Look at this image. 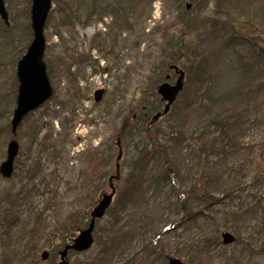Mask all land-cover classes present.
<instances>
[{
    "label": "rangeland",
    "instance_id": "rangeland-1",
    "mask_svg": "<svg viewBox=\"0 0 264 264\" xmlns=\"http://www.w3.org/2000/svg\"><path fill=\"white\" fill-rule=\"evenodd\" d=\"M80 1L53 0L52 24L47 23L45 31V60L53 97L27 116L16 137L12 135L7 141L6 132L0 134V165L7 158L9 142L16 139L20 144L13 176L6 179L0 174V257L5 256L3 232L11 227V264H25L20 262L23 249L18 243L26 231L33 236L32 230L37 226L34 215L41 213L36 257L31 264H61L60 252L88 228L91 213L103 195L115 189L112 205L117 203L131 161L143 147L137 134L129 138L127 130L120 136L125 117L129 121L130 117L137 120L148 115L151 120L147 126L155 125L151 130L161 140H168L165 132L187 134L180 164L174 166L169 178L159 182L157 177L165 158L149 145L154 159L146 182L121 221V227L129 233L127 239L104 252L101 243L110 227L109 209L96 222L92 248L83 253L69 252L70 264H169V258L180 259L184 264H264V247L258 239L264 222V204L247 222L240 221L238 226L243 234L237 236L226 227L232 219L226 213L228 201L209 206L198 201L203 193L209 192L223 198L222 187H211L205 180L208 163H220L224 180L233 176L250 181L264 170V92L240 98L248 83L240 76L242 65L231 47L220 37L204 41L212 20L227 19L231 22L229 34L248 37L264 48V32L245 20L264 19V0H238L235 10L239 16L229 15L225 10L220 12L218 0H155L144 9L145 16L135 29L124 32L108 50L94 39L107 36L114 24L113 16L101 12L95 19L84 22V13L90 8ZM5 3L10 25L0 17V126L9 122L11 127L19 87L17 67L33 39L32 0L29 6L27 0H5ZM115 4L116 0H100L102 7L120 11L121 7ZM188 4L191 8H187ZM60 10L71 15L72 24L64 25ZM28 13L31 34L26 30ZM77 13L82 16L81 21L76 18ZM102 15V19H97ZM262 23L264 28V20ZM4 27L10 36L5 34ZM181 40L189 51L196 50V58L212 56L213 79L201 88L191 89L189 106L178 117L172 119L166 114L152 123L167 103L161 100L159 88L165 83L175 85L179 79L169 58L175 43ZM57 59L66 60L68 73L54 64ZM182 62L174 65L186 73L185 57ZM186 80L185 75L184 86ZM98 90H104L99 103L95 100ZM78 94L81 99L75 97ZM238 113L242 115L227 140L214 123ZM155 129L163 131L158 135ZM62 140H65L62 158L55 161L51 145ZM93 155L103 160L100 159L94 174ZM179 191L184 192L186 200L182 207L177 206ZM249 193L264 198V180L249 185L244 194L246 202L256 203V199L248 197ZM115 231L118 233L119 227ZM225 232L232 233L236 241L225 244L222 238ZM250 243L253 253L247 248ZM45 251L49 252L47 260L42 259Z\"/></svg>",
    "mask_w": 264,
    "mask_h": 264
},
{
    "label": "trees",
    "instance_id": "trees-1",
    "mask_svg": "<svg viewBox=\"0 0 264 264\" xmlns=\"http://www.w3.org/2000/svg\"><path fill=\"white\" fill-rule=\"evenodd\" d=\"M155 0H116V6H120V11H116L113 8L111 10H108L107 7H102L100 5V1L98 0H81L80 4H88V7L90 10L85 14V21L87 20H93L96 18V16H99V13H108L113 16V27L111 28L110 32L107 34L105 38H100L97 36L96 40L94 42H100V44L108 50V48L114 46V44L117 42L119 37H121L124 32L128 31L131 32L135 29L136 23H138L145 15L144 9L148 6H151L152 3ZM28 6L30 5V0H27ZM238 0H218L217 1V7L220 12L223 13V10L228 12L229 15L236 14L240 15L237 10H235V7L237 6ZM80 5V9L81 6ZM144 6V7H143ZM79 9V11H80ZM60 14L64 15L63 23L64 25L72 24V21L69 18H72L71 15L67 12H64V10H60ZM137 14L136 17H134ZM77 19L79 21L82 20V16L77 13ZM141 15H143L141 17ZM103 16H100L97 19H102ZM52 18H53V11L49 15L48 19V26L52 24ZM234 20H239V17H233ZM248 22H251L253 25L256 26L257 29L262 30L264 32L263 28V20L264 19H257L256 21H253L249 17H246ZM26 30L28 33L31 34L30 30V15L28 13L26 17ZM231 25L230 20L227 19L223 21L222 19L215 18L210 22V25L208 27L207 33L205 34V40L204 41H210L211 38H221L222 41H224L225 45L228 47H231L233 51V55L236 56L238 59V62L240 65H242V72L240 76L242 79H245L247 84V90L243 91L240 98H245L246 96H249L250 94H259L261 92H264V48H261L257 43L253 42L250 38H246L245 36H236L237 34H229V26ZM4 32L6 35L10 36L8 29L4 27ZM29 39V38H26ZM27 42V41H26ZM26 42L24 45H26ZM210 47V46H209ZM190 48H187V44L184 40H181L179 42L175 43L174 53L169 58L171 59L169 64L174 63H183L182 59L185 57L188 66H186V78L187 82H185L184 90L180 94V96L177 98L175 103L173 104V108L170 110V112L167 114L170 118L174 119L175 116H179L182 114L189 106L190 103V95H191V89H194L196 87L204 86L205 83L209 80L212 81L213 75H212V66L210 65L213 62V58H196L198 56V53L196 50L189 51ZM244 50V51H243ZM193 52V53H192ZM192 53V55H188ZM195 53V54H194ZM197 53V54H196ZM53 64V61H52ZM56 66H61L62 71L68 73L70 71L67 68L68 63L65 59H57ZM176 65V64H175ZM52 73V68H51ZM16 79V78H15ZM254 82V83H253ZM10 87L14 90H16V87L13 86V84H10ZM236 95H238L236 92H234ZM245 96V97H244ZM254 96V95H253ZM75 97L81 99V95H76ZM17 99V98H16ZM15 98L11 101V103L14 104ZM16 105V102H15ZM257 105V104H256ZM12 111V109H11ZM164 111V110H163ZM10 113V111H8ZM166 115V116H167ZM242 113L238 114H232L231 119L227 118L224 119L223 122L214 123L216 126H220L221 130L223 131V137H225L227 140L230 138L231 130L234 128L233 125H237V121L240 118ZM29 116V115H28ZM124 120V126L121 130L120 136L124 135L125 131L127 133L128 130V137L133 138L135 134L136 136H140L142 138L143 142L142 149H138L137 154L134 156L133 160L131 161V170L128 173L126 184L124 188L120 191L119 198L117 200V203L112 205L110 208V216H111V222L110 227L108 230H106L103 242L101 243L102 246L105 247L104 252L108 253L110 249L114 248L115 244H119L127 239V236L129 233L125 230V227H121V221L123 220V215L127 214L129 206L133 203L135 196L143 189L146 175L149 170V165L151 161L154 159L153 152L149 150L147 147L150 145L154 149H157L160 151L165 158V164L162 166L163 170L158 175V180L161 182L165 179L169 178L171 173L174 171V166L177 164H180L181 159V151L183 145L188 142L187 134L180 131L179 133H168L165 132V135H168V140H161L155 134L152 132L151 128L154 126H147V122L151 120V118L148 115H145L142 118H138L137 120H133L130 117V122L127 121L128 117H125ZM27 119V117L24 119V121ZM233 120V121H231ZM231 121V123H230ZM127 123V124H126ZM24 122L21 124L18 133L21 131V128L23 127ZM156 127V126H155ZM158 135L163 131L162 129H155ZM6 132V140L12 138V132L10 123L6 122V125L0 126V134ZM140 133V135H139ZM20 135V134H19ZM46 141L47 137L45 138ZM50 145V144H49ZM51 146L52 152L51 155L53 158L58 160V158H62V150L65 146V140H62L59 143H53ZM47 144L45 145V151L48 149ZM62 147V148H61ZM5 156V154H4ZM2 156V157H4ZM100 156L93 155V162H94V168H93V174L96 173V166L100 163ZM102 160V159H101ZM92 161V160H91ZM103 161V160H102ZM220 163H208V165L205 168V180H207L209 186L219 185V187H222L223 192V198H216L212 192L209 193H203V198H198V201L205 202L208 206L212 203H222L225 201H228L230 205L226 208L229 212L226 211V213L229 216H232V219H229L226 223L227 229L231 230L234 234L237 236H240L243 234L241 228L238 226L240 224V221L243 220L247 222L249 218L256 212V210H259V208L263 207L264 204V198L255 197L253 194L249 193L248 197L256 199V203H248L246 202V199L244 198V194L247 192L248 186L252 183H260L264 180V170L256 175L253 176L252 180L248 181H242L239 179H235L233 176H230L228 179H223L225 173L223 174V170L220 168ZM228 168V167H226ZM225 168V169H226ZM56 172L53 173V176H55ZM180 193V201L177 206L182 207L183 204L186 203L184 192L179 191ZM248 199V198H247ZM190 201V200H188ZM192 201V199H191ZM237 202V203H235ZM232 203H235L233 205ZM245 204H249L245 206ZM34 218L37 221V226L35 225L34 229L32 230L33 236L27 231L22 235L19 240L18 245L22 246L23 251L21 252L20 262L21 263H27L31 264L35 260V254H36V246H37V238L41 231V225H40V219H42V214L37 213L34 215ZM9 219V217H8ZM13 223V221H12ZM119 227V232L115 231ZM259 234L258 237H261L264 239V222L261 224L259 228ZM115 231V232H114ZM115 234V235H114ZM25 235L29 238L26 240ZM12 228L8 227L5 229L2 235V243L4 245L5 249V256L4 258L0 257V264H11V253L13 252L12 248ZM32 236V237H31ZM33 238L34 240H32ZM255 238V237H254ZM261 238H258L261 241V246L264 247V240ZM253 239V238H252ZM251 239V240H252ZM18 242V241H17ZM253 245V244H252ZM251 243L248 245L249 247V253H253L254 249H252ZM16 246V243H15ZM113 255L116 254L114 251L112 253ZM112 256V255H111Z\"/></svg>",
    "mask_w": 264,
    "mask_h": 264
},
{
    "label": "water",
    "instance_id": "water-1",
    "mask_svg": "<svg viewBox=\"0 0 264 264\" xmlns=\"http://www.w3.org/2000/svg\"><path fill=\"white\" fill-rule=\"evenodd\" d=\"M191 8V4L187 5ZM53 9V0H32L31 6V29L33 39L29 45L26 54L19 61L17 67V79L19 82L16 106L13 111L11 121V132L14 137L17 136L18 130L24 119L32 112L40 109L47 103L54 94L50 76L48 75V67L45 61L47 50V40L45 36L47 21ZM0 17L6 25H10L9 13L6 7L5 0H0ZM171 69L175 70L180 76L175 85L165 83L158 92L162 99L166 101L165 109L162 113H158L153 117L152 123L157 121L161 116L169 113L172 104L177 100L178 94L181 93L184 87L185 72L180 70L178 66L173 65ZM104 90H98L95 93L96 102H101L103 99ZM20 153V144L16 139H13L8 144L7 158L0 165V174L3 178L10 179L15 171V161ZM120 157H118L119 159ZM116 195L114 189L111 194H104L98 205L91 213V221L87 229L73 240V244L65 246L60 252L61 264H70L68 255L70 251L83 253L89 251L94 245V231L97 220L105 216L111 208L113 199ZM225 244H231L236 241V237L229 232L222 235ZM49 252L45 251L42 254V259L47 260ZM169 264H184L183 261L177 258H169Z\"/></svg>",
    "mask_w": 264,
    "mask_h": 264
},
{
    "label": "flooded vegetation",
    "instance_id": "flooded-vegetation-1",
    "mask_svg": "<svg viewBox=\"0 0 264 264\" xmlns=\"http://www.w3.org/2000/svg\"><path fill=\"white\" fill-rule=\"evenodd\" d=\"M98 1H100V0H98ZM103 16V15H102ZM103 18V17H102ZM97 38H95L94 40H96ZM45 58H46V54H45ZM46 61V60H45ZM171 66V65H170ZM170 71H173V70H170ZM174 72V71H173ZM175 73V72H174ZM186 74V73H185ZM161 100H162V98H161ZM163 101V100H162ZM160 113V112H159ZM71 252V251H70ZM69 256V255H68Z\"/></svg>",
    "mask_w": 264,
    "mask_h": 264
}]
</instances>
